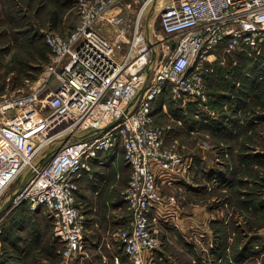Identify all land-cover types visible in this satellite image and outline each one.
I'll use <instances>...</instances> for the list:
<instances>
[{
  "label": "built area",
  "instance_id": "obj_1",
  "mask_svg": "<svg viewBox=\"0 0 264 264\" xmlns=\"http://www.w3.org/2000/svg\"><path fill=\"white\" fill-rule=\"evenodd\" d=\"M139 2L76 0V24L66 34L43 33L49 60L37 84L0 93V197L30 169L10 205L24 201L48 212L62 264L85 249L78 177L117 144L130 169L122 198L131 221L114 233V241L130 264H156L161 241L153 223L166 208L161 187L187 177L192 160L178 152L176 141L165 144L170 125L153 123V102L168 85L189 100L203 98V75L220 51L243 52L264 66V0ZM151 4H160V32L154 35L162 54L142 27ZM100 25L116 29V40L127 38L122 60L97 30ZM155 52L149 78L134 100ZM54 118L69 121L50 130ZM41 152L47 155L40 158ZM113 261L118 264L120 255L114 253Z\"/></svg>",
  "mask_w": 264,
  "mask_h": 264
},
{
  "label": "rangeland",
  "instance_id": "obj_2",
  "mask_svg": "<svg viewBox=\"0 0 264 264\" xmlns=\"http://www.w3.org/2000/svg\"><path fill=\"white\" fill-rule=\"evenodd\" d=\"M75 1L0 0V93L28 91L37 84L49 60L43 33L48 29L61 33L74 26ZM159 10L160 4H151L141 22L157 54H162L154 35L160 32ZM97 30L113 44L116 59L122 60L127 38L116 40L114 28L100 25ZM154 58L156 52L143 69L145 76ZM260 62L243 52L220 51L212 70L203 75V98L189 100L168 85L153 102V123L170 125L165 144L176 141L178 152L192 160L187 177L161 187L167 210L153 223L161 241L156 264H264V66L259 68ZM68 121H57L51 130ZM45 155L41 152L39 157ZM129 172L117 144L78 177L76 197L85 217V249L68 264H116L114 253L120 255L118 264H130L114 241L117 230L130 226L122 198ZM29 174L28 169L22 171L4 192L0 209ZM171 195L173 201L168 200ZM52 223L44 208L32 209L24 201L8 205L0 212V264H62ZM178 223L189 230L193 243L171 232Z\"/></svg>",
  "mask_w": 264,
  "mask_h": 264
},
{
  "label": "crops",
  "instance_id": "obj_3",
  "mask_svg": "<svg viewBox=\"0 0 264 264\" xmlns=\"http://www.w3.org/2000/svg\"><path fill=\"white\" fill-rule=\"evenodd\" d=\"M73 27V26H72ZM71 27V28H72ZM71 28H67V29H65L64 31H59V32H61V34H66ZM162 111H163V109H162ZM164 112V111H163ZM94 162V161H93ZM166 209H167V207L165 208V210L164 211H166ZM178 232V233H180L182 236H184L185 238H186V240H182L183 242H185V243H187V244H190L192 241H193V239H192V237H191V235L188 233V229H186V228H184V225H182L181 223H178V224H176L175 226H173V228H171V232L172 233H175V232ZM183 232L184 233H186L185 235H183ZM200 234V233H199ZM170 241V240H169ZM170 242H172V241H170ZM194 242V241H193ZM192 242V243H193ZM106 246L107 247H109L110 246V244H106ZM103 258H105V256H103Z\"/></svg>",
  "mask_w": 264,
  "mask_h": 264
},
{
  "label": "water",
  "instance_id": "obj_4",
  "mask_svg": "<svg viewBox=\"0 0 264 264\" xmlns=\"http://www.w3.org/2000/svg\"><path fill=\"white\" fill-rule=\"evenodd\" d=\"M148 78H149V70L146 71V76H145V80H144V82H143V85H142L141 88L139 89V91H138L136 97L134 98V100L137 98L138 95H140V93H141L142 89L144 88V85H145V83L147 82ZM134 100H133V101H134ZM12 198H13V196H11L10 199H9L7 202L4 203V205H3V206L1 207V209H0V212H1L2 210H4L8 205L11 204V200H12Z\"/></svg>",
  "mask_w": 264,
  "mask_h": 264
},
{
  "label": "bare ground",
  "instance_id": "obj_5",
  "mask_svg": "<svg viewBox=\"0 0 264 264\" xmlns=\"http://www.w3.org/2000/svg\"><path fill=\"white\" fill-rule=\"evenodd\" d=\"M152 5H154V4H152ZM151 9H152V7H151ZM155 11V10H154ZM147 30H149V29H147ZM147 36H148V34H147ZM148 39H149V36H148ZM149 43H151L150 41H148ZM133 68V66L131 67V69ZM52 121H55L54 123L56 124L57 123V121H56V118H54ZM71 122V121H70ZM68 123V122H67ZM67 125V124H66ZM55 125H53L52 127H54ZM51 127V128H52ZM51 128H50V130H51ZM28 172H30V169H28Z\"/></svg>",
  "mask_w": 264,
  "mask_h": 264
},
{
  "label": "trees",
  "instance_id": "obj_6",
  "mask_svg": "<svg viewBox=\"0 0 264 264\" xmlns=\"http://www.w3.org/2000/svg\"><path fill=\"white\" fill-rule=\"evenodd\" d=\"M262 59H263V58H262ZM259 60L261 61V59H259ZM237 82H239V85H240V81L237 80V81L235 82V84H236ZM232 83H234V82H232ZM232 83H231V84H232ZM232 85H233V84H232Z\"/></svg>",
  "mask_w": 264,
  "mask_h": 264
}]
</instances>
